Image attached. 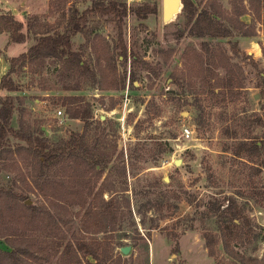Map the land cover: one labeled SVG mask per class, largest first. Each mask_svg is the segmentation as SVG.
<instances>
[{"label":"rangeland","instance_id":"rangeland-1","mask_svg":"<svg viewBox=\"0 0 264 264\" xmlns=\"http://www.w3.org/2000/svg\"><path fill=\"white\" fill-rule=\"evenodd\" d=\"M9 1L13 3L11 6L2 5L0 0V11L8 10L23 22L28 43L34 35L26 26L35 33L60 31L69 4L48 11L47 0H33L28 4L31 10H22L19 0ZM125 1L129 5L158 3V12L145 18L134 13L124 17V41L137 58L118 56L117 29L110 15L88 14L84 31L71 38V48L78 51L86 68L66 70L53 57L18 65L11 73L17 88L0 89V95L10 93L15 103L10 124L25 134L44 135L49 143L65 139L70 132L80 131L83 124L80 118L69 117L65 110L72 104L66 97L71 95L72 101L89 109L87 140L97 141L99 150L111 155L110 163L123 159L131 213L124 207L120 218L123 220L117 222L115 229L97 231L93 218L81 216L82 208L67 205L72 215L71 229L80 230L81 235L88 230L104 244L110 257L101 264H214L202 232L218 231L216 213L209 208V200L225 204L229 194L236 198L240 210L258 231L236 242L235 248L247 256H262L264 143L253 155L247 151L237 153L235 146L245 136L264 138V124H257L251 116L254 111L263 113L257 69L242 53L249 54L264 71V35L259 32L254 37L260 48L250 42L252 37L238 35L236 30L231 37L196 36L187 29L182 3L169 18H164L161 0ZM72 2L80 10L89 0ZM221 2L229 6L228 0ZM96 33L109 45L112 54L109 63L101 60L98 65L95 60L91 43ZM229 40H237L241 51L233 53ZM202 41L220 42L232 60L242 65L247 99L242 94L236 99L227 96L218 101L191 91L188 76L197 82L193 77V48L201 50ZM180 71L186 78L177 85L171 81V75ZM218 72L222 74L223 69ZM114 79L116 88L99 87L110 86ZM184 127L190 129L189 136L184 135ZM6 142L12 148L17 142L24 144L10 135ZM23 154L24 158L0 151V249H11L9 241L15 245L29 244L51 255L48 261L39 256L33 264H52L57 257L51 253L59 237L48 235L42 223L30 221L14 209L17 202L13 194L24 196L22 202L35 208L48 207L51 199L46 195L47 188L41 190L40 182L45 176L39 173L35 158L25 151ZM252 165L259 166V171ZM56 166L50 173L55 172ZM56 174L53 178L66 188L63 190H70L72 173L64 169ZM148 199L159 200L166 214L157 221V227L150 229V235L149 216L159 213L154 211L155 206L147 205ZM138 208L146 214L144 224L140 222L143 215L137 212ZM71 229L62 227L61 242L69 238ZM176 242L178 247L174 249ZM124 246H128L127 252L122 250ZM118 254L121 259H116Z\"/></svg>","mask_w":264,"mask_h":264},{"label":"trees","instance_id":"trees-1","mask_svg":"<svg viewBox=\"0 0 264 264\" xmlns=\"http://www.w3.org/2000/svg\"><path fill=\"white\" fill-rule=\"evenodd\" d=\"M66 2H69L68 12L60 31L51 33L36 31L35 33L29 26H26L29 29L28 32L34 35V39L28 43L25 50L5 57L7 67L0 74V89L5 91L16 89L17 86L11 73L18 65L29 60L41 61L46 57H53L58 59L66 70L85 69L86 66L78 51L71 48V38L76 32L84 31L85 21L90 13L110 15L117 29L118 56L126 59L131 55L133 59H136L135 54L128 51L124 41V17L129 13H134L139 18H145L149 13L158 12L156 1L129 5L125 0H89L88 5L80 10L72 0H47L48 11H52L53 7L60 8ZM228 2L229 6H225L221 0H181L188 31L196 36L213 38L231 37L234 30L238 35L252 38L258 36L259 32L264 35V0H228ZM243 16H248V19ZM22 27L23 22L14 17L10 11H0V31H6L8 41H24L27 33L22 30ZM94 36L91 46L97 64L99 65L101 60L106 63L111 62L112 54L107 41L100 34L96 33ZM229 41L233 53L241 51L237 40ZM202 44L201 50L193 48V77L197 82L190 80L191 76H188L191 91L198 94L204 93L218 101H224L227 96L236 99L242 94L247 99L248 92L244 83L245 73L242 65L232 60L231 54L220 42L216 41L212 44L202 41ZM242 53L257 69L259 78L257 85L261 93L263 113L254 111L251 116L254 122L262 125L264 124V71L258 68L257 63L249 54L244 51ZM219 69H223L222 74L218 72ZM171 77V81L177 85H180L181 81L186 78L181 71L174 72ZM116 80H112L110 86L101 85L99 87L116 88ZM66 97L72 103L71 106L65 107L68 116L80 118L83 121L82 128L80 131L70 132L65 139L59 138L49 143L44 135L25 134L20 131L19 127H13L10 124L15 107L13 97L10 93L0 95V151L10 152L22 158L25 157L23 154L25 151L26 154L35 158L39 173L45 176L40 183L42 184L41 190L47 188L46 195L48 198L51 197L48 207L35 208L22 202L24 196L13 194L17 202L14 209L20 210L30 218V221L42 223L48 235L53 238L59 237L51 253L57 257L52 264H101L110 257L104 244L96 236H92L88 230H85L87 234L81 235L80 230L75 232L71 229L72 215L68 212L67 205L77 204L78 209L82 208L81 216L86 219L93 218L98 226L97 231L115 229L117 222L125 212L123 208L127 207L128 212L131 213L129 195L126 192L128 189L126 166L122 158L110 163L111 155L99 150L97 141L87 140L85 134L89 127L86 118L89 109L72 101L71 95ZM196 103L199 107V103ZM8 135L23 140L24 144L17 142L12 148L6 142ZM262 143H264V138L245 136L237 140L235 149L237 153L247 151L253 155ZM56 164L55 172L50 173L49 170ZM257 167L259 166L252 165L255 171H259ZM64 169L72 173L73 182L68 191H64L65 187L53 178L57 175L56 173H63ZM225 200H227L225 204L221 201L209 200V208L216 213L218 231L204 229L202 232L208 255L214 259V264H264V254L247 256L235 248L236 242H242L257 234L258 231L255 227L253 228L248 216L240 210L233 195L229 194ZM147 205L155 206L154 211L159 213L149 216L150 228L147 233L150 235V229L157 227V221L164 218L166 214L159 200L148 199ZM143 211L140 208L137 210L143 215L140 218L142 224L147 222ZM67 213H69L68 216H66ZM62 227L66 230L71 229L69 238L64 242H61L63 234L59 233ZM260 227L264 230V226ZM9 245L11 247L9 250L0 249V264H33L32 261L39 256L47 261L51 257L29 244L15 245L9 241ZM59 246H61L60 249H58ZM177 247L176 242L174 249ZM115 257L121 259L120 254Z\"/></svg>","mask_w":264,"mask_h":264},{"label":"crops","instance_id":"crops-1","mask_svg":"<svg viewBox=\"0 0 264 264\" xmlns=\"http://www.w3.org/2000/svg\"><path fill=\"white\" fill-rule=\"evenodd\" d=\"M15 2V0H13ZM33 3V0H19L18 4L22 5L23 8L22 10H31V5L29 7L28 4ZM1 3V2H0ZM3 3H7L8 6H11L13 3H11L9 0H3ZM13 10H16L18 12V9H14V7H10ZM20 9V10H21ZM263 35V34H262ZM263 37V36H261ZM250 42H252L253 45H257L260 48V43L258 40L255 38H250ZM264 40V39H263ZM264 44V41H263ZM28 45V42L26 40L24 41H8L7 40V33L6 31H0V74L3 73L7 67V62L5 60V57L15 55L23 50L26 49Z\"/></svg>","mask_w":264,"mask_h":264},{"label":"water","instance_id":"water-1","mask_svg":"<svg viewBox=\"0 0 264 264\" xmlns=\"http://www.w3.org/2000/svg\"><path fill=\"white\" fill-rule=\"evenodd\" d=\"M180 3H181V0H161L163 17L169 18L174 12H176L179 9ZM122 250L124 252H127L128 246H124Z\"/></svg>","mask_w":264,"mask_h":264},{"label":"built area","instance_id":"built-area-1","mask_svg":"<svg viewBox=\"0 0 264 264\" xmlns=\"http://www.w3.org/2000/svg\"><path fill=\"white\" fill-rule=\"evenodd\" d=\"M57 113L60 114L61 113V110L60 109H57ZM183 133H184V135L189 136V134L191 133V131H190V129L188 127H184L183 128Z\"/></svg>","mask_w":264,"mask_h":264}]
</instances>
